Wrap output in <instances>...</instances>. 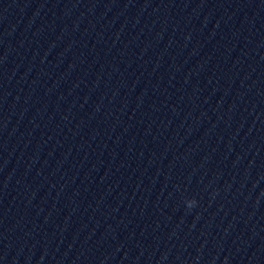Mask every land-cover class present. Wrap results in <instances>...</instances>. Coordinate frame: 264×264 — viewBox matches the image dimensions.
<instances>
[{
  "label": "clouds",
  "instance_id": "9594fccd",
  "mask_svg": "<svg viewBox=\"0 0 264 264\" xmlns=\"http://www.w3.org/2000/svg\"><path fill=\"white\" fill-rule=\"evenodd\" d=\"M195 203V200H192L191 202H189L188 207H192Z\"/></svg>",
  "mask_w": 264,
  "mask_h": 264
}]
</instances>
